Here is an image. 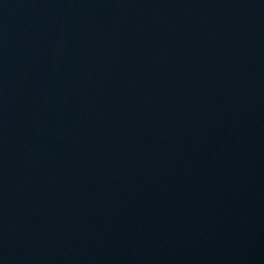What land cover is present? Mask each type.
<instances>
[{"label": "water", "instance_id": "obj_1", "mask_svg": "<svg viewBox=\"0 0 264 264\" xmlns=\"http://www.w3.org/2000/svg\"><path fill=\"white\" fill-rule=\"evenodd\" d=\"M0 264H264V0H0Z\"/></svg>", "mask_w": 264, "mask_h": 264}]
</instances>
